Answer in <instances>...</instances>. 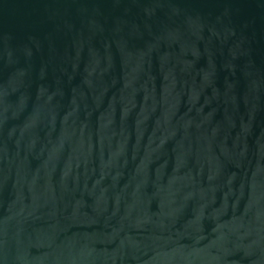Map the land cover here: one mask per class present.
Listing matches in <instances>:
<instances>
[{
	"label": "water",
	"instance_id": "1",
	"mask_svg": "<svg viewBox=\"0 0 264 264\" xmlns=\"http://www.w3.org/2000/svg\"><path fill=\"white\" fill-rule=\"evenodd\" d=\"M0 264H264V0H0Z\"/></svg>",
	"mask_w": 264,
	"mask_h": 264
}]
</instances>
